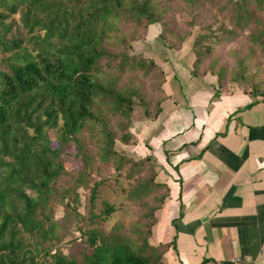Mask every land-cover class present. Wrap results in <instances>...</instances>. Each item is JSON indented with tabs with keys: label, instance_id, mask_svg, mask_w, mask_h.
<instances>
[{
	"label": "trees",
	"instance_id": "trees-1",
	"mask_svg": "<svg viewBox=\"0 0 264 264\" xmlns=\"http://www.w3.org/2000/svg\"><path fill=\"white\" fill-rule=\"evenodd\" d=\"M226 7L231 11L229 32L248 30L250 43L264 47V31L257 26L261 19L255 15L264 11V0H227ZM17 12L24 34L8 36L12 24L6 20ZM122 20L136 26L146 24L145 30L161 22L153 0H0V52L5 54L0 63L6 66L0 69V264H166L164 254L174 248V240L156 245L148 241L155 211L168 191L160 182H140L130 191L138 201L150 189L164 191L159 200H154L145 231L135 228L126 233L118 227L103 233L84 229L78 249L51 253L58 241L53 208L61 202L64 209H69L78 201L77 184L72 191L58 192L55 186L66 171L62 148L76 146L85 167L98 160L120 164L122 157L113 149L115 131L109 119L118 117L124 141L130 136L127 125L138 88H119L115 77L102 81L99 65L109 56L104 43L116 28L114 21ZM159 28L164 45L176 50L181 47L185 37L179 39L162 23ZM199 41L193 43L192 75L209 72L216 76L220 90L238 87L264 98V91L257 90L256 85L244 88L243 83L249 79L241 80L243 74L229 73L225 65L216 68L205 54L195 50ZM116 61L112 68L120 72L126 69L125 64L143 74L158 67L152 59L141 56L129 61L128 54ZM163 82L161 72L154 113H148L147 107L144 110L149 119L158 115L165 98ZM89 129L97 130L100 143L93 156L85 140ZM51 131L55 147L51 145ZM149 160L145 156L140 162ZM76 182H81L80 178ZM151 184L153 188L148 186ZM95 196L96 185L90 200ZM149 198L152 200V196ZM114 210L113 205L106 204L103 213L109 216Z\"/></svg>",
	"mask_w": 264,
	"mask_h": 264
},
{
	"label": "crops",
	"instance_id": "crops-1",
	"mask_svg": "<svg viewBox=\"0 0 264 264\" xmlns=\"http://www.w3.org/2000/svg\"><path fill=\"white\" fill-rule=\"evenodd\" d=\"M187 44L159 63L158 115L133 127L137 153L153 156L168 189L150 244L174 240L166 264H264V98L192 75Z\"/></svg>",
	"mask_w": 264,
	"mask_h": 264
},
{
	"label": "rangeland",
	"instance_id": "rangeland-1",
	"mask_svg": "<svg viewBox=\"0 0 264 264\" xmlns=\"http://www.w3.org/2000/svg\"><path fill=\"white\" fill-rule=\"evenodd\" d=\"M153 3L156 12L160 14L161 22L159 23L164 25V29H170L179 36V39L185 37L181 47L184 43L191 45L187 56L195 57L193 43L195 39H199V43L194 46L195 50L205 54L216 68L225 65L227 72L243 74L241 80L244 77L249 79L248 83H243L245 89H250L251 86L256 85L257 90L264 91V47L250 43L247 38L248 30L236 33L229 32L231 11L229 7H226L227 0H196L195 2L153 0ZM255 15L261 19L260 23L257 24L258 28L264 31V11ZM123 21L120 23L114 21L116 28L110 31L109 37L105 39L106 43H104L109 56H105L99 61L102 81L115 77L119 88L123 86L133 87L132 85L138 88L137 96L132 98L133 109L130 112L131 118L127 125L130 136L125 141L121 138L122 131L118 117H111L108 122L115 131L113 149L118 156L122 157V162L112 164L99 160L90 161V164L85 167L77 154L76 146L68 144L62 148L65 151L63 164L66 171L58 179L55 186L58 192H61L68 189L72 191L77 184L78 201L77 203L72 202V207L69 209H64L61 202L53 208L52 215L57 222L55 233L58 236V241L51 253L59 250L66 254L73 248L78 249L81 245L79 242L80 233L84 229L93 228L103 233H109L118 227H121V230L126 233L135 228L145 231L150 224L149 211L152 212L154 208V200H159L164 195L162 188L157 189V187L156 189L154 187V191L153 189L148 190L139 201L134 194L130 193L140 182L157 184L159 172L156 160L151 154L147 155L149 161L140 162L143 157L137 153L139 140L137 131L135 132L133 127L136 123L135 118L146 115L145 107H147L148 113H154L155 103L159 97L157 92L161 72H164L159 63L166 66L163 64L165 61L170 62L172 56L180 55L182 51L169 49L162 43L163 40L161 41L158 36L160 32L158 22L149 25L145 30L146 24L136 26L134 22ZM6 22L12 24V30L8 36L24 34L20 22V12L8 18ZM203 35H207V39L200 38ZM263 36L262 39L264 40ZM204 47L209 48L206 50ZM122 54H128L129 61L138 56L152 59L158 66L156 67L157 71L152 70L148 74H143L138 68H129V64H125L124 72L113 69V65L117 64L116 60ZM4 55L0 52V59ZM192 62L191 64L188 63L191 71ZM0 69H6L4 63H0ZM231 87L229 86V89ZM89 131L88 138L85 140L87 149L93 156L100 143L97 140V130L89 129ZM50 135L51 145L55 147L56 141L52 131ZM77 178H80L81 182L77 183ZM152 184L148 186L153 188ZM94 185H96V196L90 200ZM155 191L156 196L154 198ZM130 195L133 197L130 198ZM151 196L152 200L149 198ZM106 204L113 205L115 209L109 216L103 213Z\"/></svg>",
	"mask_w": 264,
	"mask_h": 264
}]
</instances>
